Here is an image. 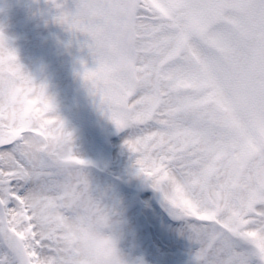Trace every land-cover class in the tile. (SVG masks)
<instances>
[{"label":"snow or ice","instance_id":"obj_1","mask_svg":"<svg viewBox=\"0 0 264 264\" xmlns=\"http://www.w3.org/2000/svg\"><path fill=\"white\" fill-rule=\"evenodd\" d=\"M54 22L87 38L78 73L135 157V174L186 222L193 264H264V0H48ZM8 37L0 26V44ZM32 84L39 124L0 89V264H87L53 173L26 137L74 134L47 83ZM55 155V153H52ZM68 162L89 167L75 150ZM135 264H144L138 260Z\"/></svg>","mask_w":264,"mask_h":264},{"label":"rangeland","instance_id":"obj_2","mask_svg":"<svg viewBox=\"0 0 264 264\" xmlns=\"http://www.w3.org/2000/svg\"><path fill=\"white\" fill-rule=\"evenodd\" d=\"M56 15V8L48 0H0V26L10 41L19 44L15 50L26 71L37 83H47L60 117L74 134L76 154L88 161L84 150L89 148L100 156V169L88 167V171L94 186L124 212L127 222L125 247L130 258L133 261L142 260L144 264H193L199 245L188 239L186 231L182 234L186 222L176 220L177 224L171 225L161 216L152 197L146 201L143 196L124 189L116 181L120 179L133 187L153 190L135 174V157L128 150L125 166L111 175L114 161L118 158L111 140L125 132H118L99 111L78 75L82 71L81 61L86 62L89 68L94 67L85 46L87 38L73 35L56 24ZM158 220L167 225V230L173 232L175 239L181 238L169 243L179 246L180 251H162L167 243L162 245L157 238L155 222Z\"/></svg>","mask_w":264,"mask_h":264},{"label":"clouds","instance_id":"obj_3","mask_svg":"<svg viewBox=\"0 0 264 264\" xmlns=\"http://www.w3.org/2000/svg\"><path fill=\"white\" fill-rule=\"evenodd\" d=\"M13 49L9 38L0 44V89L4 91V102H16L24 125L39 124L31 113L37 104L29 103L37 99L32 92L33 86L21 78L9 59ZM26 144L31 157L53 173L41 184H46L60 199L87 264H135L125 247L127 222L124 212L94 186L88 167L68 162L74 144L60 138L45 141L31 136L26 137Z\"/></svg>","mask_w":264,"mask_h":264},{"label":"bare ground","instance_id":"obj_4","mask_svg":"<svg viewBox=\"0 0 264 264\" xmlns=\"http://www.w3.org/2000/svg\"><path fill=\"white\" fill-rule=\"evenodd\" d=\"M13 45H14L15 49H18V45L19 44L13 43ZM129 135H130V133L127 132V133L123 134L122 136L114 139L111 142L112 143V147L115 149L116 157H118L117 160L114 161L115 164L113 165V173H111V175H115L116 172H117V169L125 164V156L127 154V148L124 146V144H125V141L129 138ZM79 148H81V147H79ZM79 151H83V150L79 149ZM84 152L86 153V155L88 157L87 159L90 162V166L92 168H95L96 170H99L100 166H101V165H99L100 164L99 163L100 156L98 154H95L89 148L84 150ZM122 153H124V154L122 156H119V154L121 155ZM78 154L81 155L82 153L78 152ZM129 157H131V156H129ZM125 186H126V184H125ZM137 190L142 192V196L145 198L146 201H148L150 199V197L148 196L147 192H150V193L153 192L154 199L157 202H159L165 208V210L167 211V213L169 214L170 217H173L170 214V212L167 209V207L162 202V197L157 192H155L154 190L149 191L146 188H141L140 189L138 187H137ZM155 224H156L155 230H156L157 238H159V240L162 243V245H164L163 244L164 242L167 243V244H165L164 247H162L163 248L162 251L169 252L170 249H174L175 251H180V247L179 246H177L176 244H169V243H170V240L171 241L172 240H178V239H181V238L177 237V239H175L176 236L173 234L172 231H168L167 230V225H165L162 221L158 220V221L155 222ZM182 227H184V226L182 225Z\"/></svg>","mask_w":264,"mask_h":264},{"label":"water","instance_id":"obj_5","mask_svg":"<svg viewBox=\"0 0 264 264\" xmlns=\"http://www.w3.org/2000/svg\"><path fill=\"white\" fill-rule=\"evenodd\" d=\"M156 202H157V201H156ZM157 203H158L160 209L164 212V214H165L166 216H169V214H168L167 211L164 209V207H163L159 202H157Z\"/></svg>","mask_w":264,"mask_h":264}]
</instances>
